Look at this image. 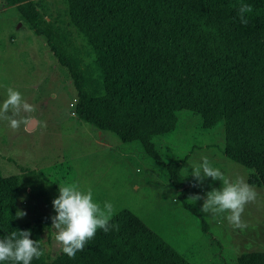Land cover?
<instances>
[{
    "label": "trees",
    "instance_id": "obj_1",
    "mask_svg": "<svg viewBox=\"0 0 264 264\" xmlns=\"http://www.w3.org/2000/svg\"><path fill=\"white\" fill-rule=\"evenodd\" d=\"M3 1L46 36L68 69L79 119L123 142H140L156 161L154 138L177 128L180 110L199 115L205 126L222 122L225 156L251 170L248 184L264 187V0H66L70 20L102 72L97 96L86 93L77 67L40 27L34 0ZM242 3L252 7L247 25L238 16ZM164 165L180 188L181 164ZM17 191L18 178L0 170V238L30 230L43 252L31 264H192L128 209L112 215L110 231L97 230L73 258L63 253L49 260L42 237L50 219L43 215L17 225ZM184 191L182 204L203 226L198 211L183 200ZM236 262L264 264V251L242 252Z\"/></svg>",
    "mask_w": 264,
    "mask_h": 264
},
{
    "label": "rangeland",
    "instance_id": "obj_2",
    "mask_svg": "<svg viewBox=\"0 0 264 264\" xmlns=\"http://www.w3.org/2000/svg\"><path fill=\"white\" fill-rule=\"evenodd\" d=\"M34 3L40 27L53 35L57 49L77 67L86 93L101 95V69L88 41L69 18L67 1ZM8 87L18 90L35 111L16 117L27 121L17 130L0 121V170L4 177L18 178L17 225L49 217L42 237L47 259L63 254L51 219L56 215L52 201L59 195V185L91 190L108 218L131 210L192 264H237L242 252L264 251V187L253 186L258 195L245 206L240 227L225 218L228 213H203V199H190L222 187L219 180L207 178L198 184L192 177L189 166L200 163L202 156L226 179L243 177L247 182L251 170L225 156L222 122L205 126L199 115L180 110L177 128L154 138L160 161L146 154L140 142H123L110 131L96 129L76 116L73 78L46 36L0 0V102ZM168 162L181 164L180 188L170 182L164 165ZM181 189H185L183 200L204 219L203 226L182 204ZM105 201L113 205L111 212L103 208ZM17 211L27 215L17 218Z\"/></svg>",
    "mask_w": 264,
    "mask_h": 264
},
{
    "label": "clouds",
    "instance_id": "obj_3",
    "mask_svg": "<svg viewBox=\"0 0 264 264\" xmlns=\"http://www.w3.org/2000/svg\"><path fill=\"white\" fill-rule=\"evenodd\" d=\"M252 11V7L242 3L238 9L240 23L247 25L246 14ZM35 111L22 94L12 88H7L6 98L0 102V121H6L13 130L20 128L27 121L17 119L21 112L31 113ZM191 175L198 184L205 179L219 180L222 182L220 189H212L205 197L194 195L193 201L203 199L201 211L203 213H228L225 217L237 227L241 226V215L248 203L254 202L257 192L254 187L246 182L243 177L229 180L224 174L214 168L206 156L201 157V162L189 166ZM188 175V170L185 169ZM196 186V185H194ZM58 197L52 201L56 215L51 217L52 229L56 231L55 240L61 245L62 252L69 258H73L78 251L95 237L97 230L105 233L110 231L109 218L101 212V205L93 199L91 190L82 191L73 185H59ZM23 199V198H22ZM103 208L111 212L113 205L105 201ZM26 212L17 211L16 217L23 218ZM30 230H15L9 235L0 238V262L10 261L12 264H31V261L39 259L43 255L37 240L30 238Z\"/></svg>",
    "mask_w": 264,
    "mask_h": 264
},
{
    "label": "water",
    "instance_id": "obj_4",
    "mask_svg": "<svg viewBox=\"0 0 264 264\" xmlns=\"http://www.w3.org/2000/svg\"><path fill=\"white\" fill-rule=\"evenodd\" d=\"M32 126H33V124H32V123H29V124L27 125V129H31Z\"/></svg>",
    "mask_w": 264,
    "mask_h": 264
},
{
    "label": "crops",
    "instance_id": "obj_5",
    "mask_svg": "<svg viewBox=\"0 0 264 264\" xmlns=\"http://www.w3.org/2000/svg\"><path fill=\"white\" fill-rule=\"evenodd\" d=\"M176 188V187H175Z\"/></svg>",
    "mask_w": 264,
    "mask_h": 264
}]
</instances>
